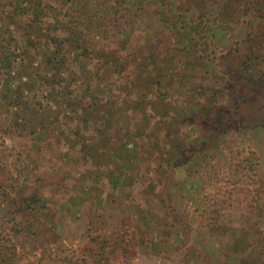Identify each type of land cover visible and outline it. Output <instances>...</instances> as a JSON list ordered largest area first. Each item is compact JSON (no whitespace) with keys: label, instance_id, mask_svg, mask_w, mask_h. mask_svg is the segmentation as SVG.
Masks as SVG:
<instances>
[{"label":"rangeland","instance_id":"obj_1","mask_svg":"<svg viewBox=\"0 0 264 264\" xmlns=\"http://www.w3.org/2000/svg\"><path fill=\"white\" fill-rule=\"evenodd\" d=\"M53 1L67 25L52 33L83 30L70 73L22 51L47 32L25 14L37 2L0 0V253L3 242L17 264H264L256 0L231 17L228 0H98L103 23L79 17L87 0ZM34 190L47 202L19 212Z\"/></svg>","mask_w":264,"mask_h":264},{"label":"trees","instance_id":"obj_2","mask_svg":"<svg viewBox=\"0 0 264 264\" xmlns=\"http://www.w3.org/2000/svg\"><path fill=\"white\" fill-rule=\"evenodd\" d=\"M37 3H35L36 5V9H28L26 10L25 14L30 16V19H33L35 17V21L34 24L36 25H40L41 27H44L45 30H47V32L43 33V32H39L38 34H36V37L34 38V40L32 41L31 39H27V41H24L23 45H22V51L26 53L31 52L28 49V46L34 48V50H39L40 48V53L42 55V57L44 56V59H42V62L40 63L41 67L43 69H48L49 72L53 71L54 73H57L60 71L59 68H63L65 70H68V72L70 73V68H69V47L70 45H76L81 46L82 45V41L79 38L82 37V31L81 30V23L78 27H72V26H68V28L70 29V32L67 33V35H63L60 36L57 33H52V32H58V33H62L65 32L66 29V25L67 22L64 24L63 19H65L66 15L64 14L63 17H61L60 19H58L57 17L62 13V8H57V4H53L51 1L52 0H34ZM201 1V0H200ZM240 1H244V0H228V2L230 3V6L227 9V12L224 13L225 17H231V11H238L239 8L237 6V3H241ZM53 2L56 3V0H54ZM86 2V0H85ZM232 2H234L232 4ZM86 4L88 5V8L85 7L83 8V10H81V12L79 11V17H84L86 19H94V21H97L101 23H103V14L105 13V8L108 4L107 3H101L100 1H96L95 0H87ZM236 4L234 6V8L232 9L233 5ZM244 4V3H243ZM264 0H260V2H258L256 0V2L254 3V7L250 6L249 10L251 11L253 8H255V5H258V7L256 8V11L260 13L261 17V22L263 24L262 28L264 30V9H262V7L264 8ZM228 6V5H227ZM61 7V6H60ZM113 5H109V10L108 12H110L113 9ZM235 9V10H234ZM244 11V10H243ZM2 12L4 13L5 10L4 8L2 9ZM113 12V11H112ZM8 16V15H7ZM10 17H12L13 15H9ZM69 23V22H68ZM97 26L100 27V24H98ZM103 27V26H102ZM78 28V29H77ZM44 30V31H45ZM48 30H50L48 32ZM77 32V34H76ZM79 33V35H78ZM40 34V35H39ZM54 34V35H52ZM79 48V47H78ZM33 50V52L35 53V51ZM4 54V58L7 60L5 65L9 62V64H11V62H13V60L11 61L12 55L10 52H3ZM32 53V52H31ZM85 59H87V62L91 61L93 58H95V56H93L92 53H90L89 56H87V58L84 56ZM9 59V61H8ZM59 60V61H57ZM96 60H99L98 62L100 63L101 58L100 57H96ZM116 60V57L115 59ZM262 60V59H261ZM264 60V58H263ZM97 63V66L98 64ZM117 64H119L118 61H113L111 66L116 67ZM52 68V71L50 68ZM4 68H7V66H4ZM99 68V67H98ZM261 76H264V61L263 64L261 65ZM84 74L83 72H81V75ZM92 78H94V76H91L90 78H88V80H92ZM48 79V78H45ZM46 84L48 83V80H43ZM205 88L204 86H200V99L201 98H205ZM219 99V97L217 96H213L210 98L205 99V103H214L217 102ZM87 108V107H86ZM89 109V107H88ZM105 133V132H104ZM103 133V134H104ZM102 134V135H103ZM101 135V136H102ZM200 138H198L196 141L198 142ZM195 146V144H194ZM185 147V146H184ZM171 150L175 152V155H178L179 153H181L184 148L182 145V142H178V143H173V147H171ZM47 200H44L42 197L39 196V193L34 190L30 195L26 196V197H22L19 199V202L17 203V210L20 211H24V212H32L35 210L36 207H34V205L40 204V205H44V203H46ZM23 229H26V226H22V224L16 220L13 221V227L11 228L12 231V235L13 237H17L21 234V231H23ZM30 229V226L28 227V230ZM24 232H26L24 230ZM9 246H7L5 243L2 242V251L0 253V262L1 264H17V253H15V248L13 244H8ZM254 264V263H252Z\"/></svg>","mask_w":264,"mask_h":264}]
</instances>
